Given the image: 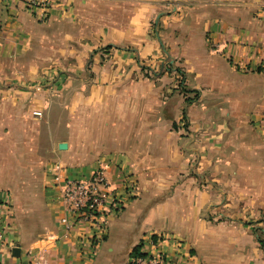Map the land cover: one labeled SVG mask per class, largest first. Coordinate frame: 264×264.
<instances>
[{
    "label": "crops",
    "instance_id": "0c3cea01",
    "mask_svg": "<svg viewBox=\"0 0 264 264\" xmlns=\"http://www.w3.org/2000/svg\"><path fill=\"white\" fill-rule=\"evenodd\" d=\"M51 5L39 21L21 0H0V75H23L45 53L91 60L92 78L66 101L62 153L44 148L61 126L56 103L44 121L1 117L0 264H30L39 251L47 264H129L136 247L153 253L150 240L166 264H264V0ZM178 76L198 96L194 133L181 127ZM98 164L120 193L133 190L92 243L86 225L60 231L59 181Z\"/></svg>",
    "mask_w": 264,
    "mask_h": 264
},
{
    "label": "rangeland",
    "instance_id": "374dc122",
    "mask_svg": "<svg viewBox=\"0 0 264 264\" xmlns=\"http://www.w3.org/2000/svg\"><path fill=\"white\" fill-rule=\"evenodd\" d=\"M32 15L35 16L36 14L32 13ZM36 17L39 21H43L47 19V14L42 20L38 14ZM62 46L63 50L68 47L66 44ZM44 50L47 51L45 48ZM87 61L91 60L84 58L72 62L66 58L65 54H60L59 57L54 58L44 53V59L41 63L39 62L40 64L36 65L33 69H27L23 75L16 73L17 76H15L10 73V70L8 72L6 70L2 71L3 74L0 75V131L6 130L1 118L4 116H13L14 118L22 116L23 118L28 117L30 119L41 117L43 121L46 120L50 104L54 102L56 105H54L53 111L59 117L61 126L54 131V138L51 142L48 143V140H45L44 148L50 146L51 149L60 151V153L65 151L59 150L56 144L58 142L66 143L67 140L65 124L67 115L66 101L72 93L73 86L75 87L76 95L82 96L81 90L78 92L77 87L82 85L83 80L88 81L92 78L89 71H91L93 65L91 64L89 68L86 65L89 64ZM183 87L181 76H178L174 83V90H180V98L184 100V105L188 108H186L187 121L185 120L184 126L181 125V127L187 128V131L190 133H194L193 124L190 123V114L188 112L191 108L189 106L197 101L198 96L196 93L194 94L195 91L185 90ZM19 95H24V97L22 98ZM4 97H10L12 102L3 101ZM61 100L63 103H60ZM35 111H39L41 113L40 116H35L33 114ZM190 111H192V108ZM261 237L264 239L263 234H261Z\"/></svg>",
    "mask_w": 264,
    "mask_h": 264
},
{
    "label": "built area",
    "instance_id": "2783aa9c",
    "mask_svg": "<svg viewBox=\"0 0 264 264\" xmlns=\"http://www.w3.org/2000/svg\"><path fill=\"white\" fill-rule=\"evenodd\" d=\"M26 8L36 12L41 18L46 17L47 10L52 6L53 0H21ZM40 116L39 111L33 113ZM54 170L59 167L54 165ZM58 178L54 177V182ZM59 202L63 209V215L59 220V227L63 235L71 232L75 227L86 225L90 228L92 243L104 230L106 225V215L119 211L123 205V196L130 193L132 187L126 185L124 194L120 193L117 188L113 187L105 173V167L98 164L90 176L86 179L63 178L59 181ZM8 205L0 198V248L8 245L5 242L4 235L8 229V222L4 219L7 213ZM153 248V253H145L130 259L129 264H166L167 258L165 253L158 248V245L149 241ZM179 245V244H177ZM30 264H47L44 251H39L33 257H30Z\"/></svg>",
    "mask_w": 264,
    "mask_h": 264
},
{
    "label": "trees",
    "instance_id": "16d2710c",
    "mask_svg": "<svg viewBox=\"0 0 264 264\" xmlns=\"http://www.w3.org/2000/svg\"><path fill=\"white\" fill-rule=\"evenodd\" d=\"M177 72V71H176ZM180 84V83H179ZM258 243L262 246L264 245V241L261 239L260 236H258ZM139 256H144L143 253H141L139 251V249L136 247L133 249L132 253H131V258H135V257H139Z\"/></svg>",
    "mask_w": 264,
    "mask_h": 264
},
{
    "label": "water",
    "instance_id": "95a60500",
    "mask_svg": "<svg viewBox=\"0 0 264 264\" xmlns=\"http://www.w3.org/2000/svg\"><path fill=\"white\" fill-rule=\"evenodd\" d=\"M66 148H67L66 143H59V144H58V149H59V150H65ZM12 253H13V255L18 256V254H19V249H18V248H14V249L12 250Z\"/></svg>",
    "mask_w": 264,
    "mask_h": 264
}]
</instances>
